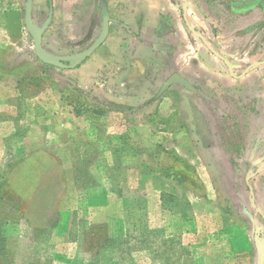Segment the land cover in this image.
I'll list each match as a JSON object with an SVG mask.
<instances>
[{
    "label": "rangeland",
    "instance_id": "374dc122",
    "mask_svg": "<svg viewBox=\"0 0 264 264\" xmlns=\"http://www.w3.org/2000/svg\"><path fill=\"white\" fill-rule=\"evenodd\" d=\"M25 2L0 0V264H264V0H185L170 72L195 90L162 92L171 53L135 87H77ZM51 7L49 52L96 38L88 6Z\"/></svg>",
    "mask_w": 264,
    "mask_h": 264
},
{
    "label": "crops",
    "instance_id": "0c3cea01",
    "mask_svg": "<svg viewBox=\"0 0 264 264\" xmlns=\"http://www.w3.org/2000/svg\"><path fill=\"white\" fill-rule=\"evenodd\" d=\"M52 1L54 7L56 5L78 7L72 12L77 14H81L83 8L88 6L92 15L88 31L90 38L98 36L104 17L109 18L108 33L103 43L75 69L77 70L75 82L79 88L135 87L150 65L151 68L153 65L156 68L159 59L171 53V68L166 70L164 77L166 79L170 70L177 68L182 53L184 54L186 49L189 50L187 43L190 40L191 44V30L188 29L189 18L185 0ZM68 11L70 13L71 8ZM82 24V18L74 17V29H71L69 36H80ZM186 27L190 31L187 33L189 36L187 39ZM180 29L184 32L183 37L180 32L177 37L176 31ZM181 40L183 44L180 43ZM181 45L184 51H181ZM171 74L173 72H170Z\"/></svg>",
    "mask_w": 264,
    "mask_h": 264
},
{
    "label": "water",
    "instance_id": "95a60500",
    "mask_svg": "<svg viewBox=\"0 0 264 264\" xmlns=\"http://www.w3.org/2000/svg\"><path fill=\"white\" fill-rule=\"evenodd\" d=\"M32 4H33V0H26L25 2L24 24H25L27 31L29 32V34L31 35L33 39V45H34V51H35L36 57L42 63L55 66V67H59V68L76 67L77 64L81 63L89 55H91V53H93V51L97 49V47H99L101 43H103L104 39L107 36L109 18L105 16L102 22L100 33L87 48L79 52L73 53L71 55L57 56L49 52L42 44V35L47 27V22L43 23L40 26L34 23L33 18H32ZM49 5H50V12H51L52 11L51 0H49ZM193 32L196 33L194 30ZM66 61H68L69 63H66ZM172 84H179L187 89L195 90V88L191 85V83L187 79H185L178 73H173L163 83L160 89V92H162L164 89H166Z\"/></svg>",
    "mask_w": 264,
    "mask_h": 264
},
{
    "label": "trees",
    "instance_id": "16d2710c",
    "mask_svg": "<svg viewBox=\"0 0 264 264\" xmlns=\"http://www.w3.org/2000/svg\"><path fill=\"white\" fill-rule=\"evenodd\" d=\"M144 231V230H143ZM115 241H120V239H114ZM2 242H3V237H2V235H1V233H0V255L2 254V252L4 251V247H3V245H1L2 244Z\"/></svg>",
    "mask_w": 264,
    "mask_h": 264
},
{
    "label": "flooded vegetation",
    "instance_id": "af4514ba",
    "mask_svg": "<svg viewBox=\"0 0 264 264\" xmlns=\"http://www.w3.org/2000/svg\"><path fill=\"white\" fill-rule=\"evenodd\" d=\"M67 63V62H66Z\"/></svg>",
    "mask_w": 264,
    "mask_h": 264
}]
</instances>
